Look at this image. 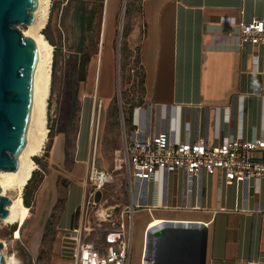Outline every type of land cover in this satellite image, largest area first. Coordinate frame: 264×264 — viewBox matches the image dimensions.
<instances>
[{
  "label": "crops",
  "instance_id": "obj_1",
  "mask_svg": "<svg viewBox=\"0 0 264 264\" xmlns=\"http://www.w3.org/2000/svg\"><path fill=\"white\" fill-rule=\"evenodd\" d=\"M255 19L264 20V0H138L126 39L143 103L121 109L124 138L144 118L154 133L169 129L182 141L264 138V44L240 45L236 31ZM88 111L74 167L61 183L44 177L30 200L62 235L77 227L87 169L104 153L93 138L95 107ZM138 187L126 206H134L130 264H264V180L245 185L206 172L189 179L178 170ZM48 257L45 264H73L57 247Z\"/></svg>",
  "mask_w": 264,
  "mask_h": 264
},
{
  "label": "rangeland",
  "instance_id": "obj_2",
  "mask_svg": "<svg viewBox=\"0 0 264 264\" xmlns=\"http://www.w3.org/2000/svg\"><path fill=\"white\" fill-rule=\"evenodd\" d=\"M104 1L86 0L84 6L88 22L83 30H79L71 19L74 3H70V0H51L50 17L43 30L53 47L52 81L47 107L49 136L42 152L34 157L38 168L27 188L32 201L44 177L58 176V183H61V176L68 175L75 165L72 156L80 123L82 121L85 127L88 110L94 106L93 138L99 139L98 146L104 152L99 153L95 164L98 169L112 175V180L95 194L96 206L86 218L87 227L92 229L86 239L95 244L100 242L103 230L116 222L130 197L122 150L121 109L126 114L131 113L135 106L143 103L137 74L129 71L130 66L131 69L135 68L134 48L128 46L126 39L128 21L138 6V0H126L123 15L124 0H116L110 29L111 61L105 68V63H97ZM17 28L22 32L25 26L18 25ZM83 55L87 62L81 69ZM83 106L84 114L81 116ZM126 121L130 126V119ZM84 181L89 188L87 176ZM109 214L111 216L107 218ZM44 218L43 209L39 213L36 209H30V216L21 227L19 224H6L0 219V243L4 245L0 251L3 258L14 256L19 264H45L53 247L64 252V234H58L51 223L44 222ZM81 221L82 213L79 211L76 215L77 227H83L85 220ZM15 230L20 231L19 239L14 237Z\"/></svg>",
  "mask_w": 264,
  "mask_h": 264
},
{
  "label": "built area",
  "instance_id": "obj_3",
  "mask_svg": "<svg viewBox=\"0 0 264 264\" xmlns=\"http://www.w3.org/2000/svg\"><path fill=\"white\" fill-rule=\"evenodd\" d=\"M236 31L240 45L264 44L263 19L240 21ZM226 118L229 120V115ZM123 155L131 191L136 186L142 189L144 183L156 179L158 174L178 170L184 171L189 179L206 172L209 175L222 174L229 182L245 185L251 180H264V138L244 140L242 137L229 136L219 143H210L206 139L182 141L169 129L154 133L150 120L144 118V122L136 121L135 128L124 138ZM111 180V173L98 169L92 159L87 175L89 188L87 187L86 198L80 208L85 224L66 231L62 237L64 254L73 264L131 262L133 205L120 212L112 227L103 230L98 244L86 239L92 230L87 227L86 218L96 206L95 194ZM109 216L111 215H107V218Z\"/></svg>",
  "mask_w": 264,
  "mask_h": 264
},
{
  "label": "water",
  "instance_id": "obj_4",
  "mask_svg": "<svg viewBox=\"0 0 264 264\" xmlns=\"http://www.w3.org/2000/svg\"><path fill=\"white\" fill-rule=\"evenodd\" d=\"M38 1L0 0V171L18 169V158L27 142L38 47L17 26L34 22ZM10 204L8 197L0 195V219L9 215ZM41 211L36 209L37 213ZM3 247L0 243V250ZM0 264H6L1 251Z\"/></svg>",
  "mask_w": 264,
  "mask_h": 264
},
{
  "label": "bare ground",
  "instance_id": "obj_5",
  "mask_svg": "<svg viewBox=\"0 0 264 264\" xmlns=\"http://www.w3.org/2000/svg\"><path fill=\"white\" fill-rule=\"evenodd\" d=\"M104 5V19L97 63L107 65L111 61L110 29L116 0H105ZM50 12L51 0H39L38 7L34 12V22L25 26V29L22 30V34L34 39L38 47V62L34 72L32 117L26 146L18 158V169L15 171H0V195L8 196L11 200V204L7 206L9 215L1 220L10 225L19 224L20 227L30 216V208L24 205L23 194L33 172L38 168L34 157L42 152L49 136L47 107L52 81L53 47L44 36L43 30L48 23ZM121 19L122 22L123 17ZM120 28H122V24H120ZM14 237L16 239L20 238L19 230H15ZM5 263L19 264L14 256L5 257Z\"/></svg>",
  "mask_w": 264,
  "mask_h": 264
},
{
  "label": "trees",
  "instance_id": "obj_6",
  "mask_svg": "<svg viewBox=\"0 0 264 264\" xmlns=\"http://www.w3.org/2000/svg\"><path fill=\"white\" fill-rule=\"evenodd\" d=\"M70 1H72L70 3H74V8L71 11V19L75 24V28H77L79 30H83L85 28L87 22H88V14L86 13L85 6H84L86 0H70ZM97 46H98V38H97ZM80 52H82V50H80ZM86 62H87V59L83 55L81 57V60H80V68L81 69H84ZM141 83H142V80L140 79L139 84L141 85ZM33 176H35V172H33L31 179ZM28 185H29V182L25 186L24 195H23L24 205L26 207L31 206V201H30L28 194H27Z\"/></svg>",
  "mask_w": 264,
  "mask_h": 264
},
{
  "label": "flooded vegetation",
  "instance_id": "obj_7",
  "mask_svg": "<svg viewBox=\"0 0 264 264\" xmlns=\"http://www.w3.org/2000/svg\"><path fill=\"white\" fill-rule=\"evenodd\" d=\"M24 195V194H23Z\"/></svg>",
  "mask_w": 264,
  "mask_h": 264
}]
</instances>
